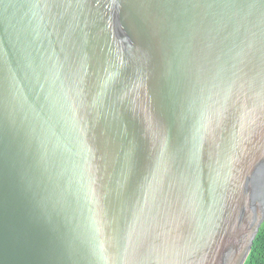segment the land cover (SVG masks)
I'll return each instance as SVG.
<instances>
[{"label": "water", "instance_id": "obj_1", "mask_svg": "<svg viewBox=\"0 0 264 264\" xmlns=\"http://www.w3.org/2000/svg\"><path fill=\"white\" fill-rule=\"evenodd\" d=\"M264 226V0H0V264H246Z\"/></svg>", "mask_w": 264, "mask_h": 264}, {"label": "trees", "instance_id": "obj_2", "mask_svg": "<svg viewBox=\"0 0 264 264\" xmlns=\"http://www.w3.org/2000/svg\"><path fill=\"white\" fill-rule=\"evenodd\" d=\"M246 264H264V226L253 245L252 252Z\"/></svg>", "mask_w": 264, "mask_h": 264}]
</instances>
